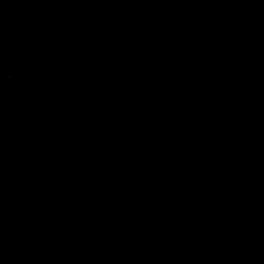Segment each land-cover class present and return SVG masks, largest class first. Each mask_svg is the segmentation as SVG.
Listing matches in <instances>:
<instances>
[{
	"label": "water",
	"instance_id": "95a60500",
	"mask_svg": "<svg viewBox=\"0 0 264 264\" xmlns=\"http://www.w3.org/2000/svg\"><path fill=\"white\" fill-rule=\"evenodd\" d=\"M0 264H264V0H0Z\"/></svg>",
	"mask_w": 264,
	"mask_h": 264
}]
</instances>
